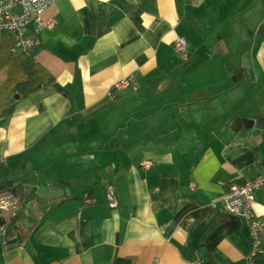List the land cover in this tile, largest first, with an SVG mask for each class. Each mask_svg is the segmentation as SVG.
<instances>
[{
  "label": "crops",
  "instance_id": "0c3cea01",
  "mask_svg": "<svg viewBox=\"0 0 264 264\" xmlns=\"http://www.w3.org/2000/svg\"><path fill=\"white\" fill-rule=\"evenodd\" d=\"M45 18L26 53L0 36L1 60L31 59L48 83L0 113V185L35 196L0 264H248L250 226L224 198L264 175V0H59ZM48 186L68 191L41 212ZM253 212L264 264V189Z\"/></svg>",
  "mask_w": 264,
  "mask_h": 264
},
{
  "label": "built area",
  "instance_id": "2783aa9c",
  "mask_svg": "<svg viewBox=\"0 0 264 264\" xmlns=\"http://www.w3.org/2000/svg\"><path fill=\"white\" fill-rule=\"evenodd\" d=\"M59 0H0V36H11L10 53L22 54L28 52L36 46V35L41 30L52 31L57 25V19L47 20L46 12L55 6ZM36 24V30H30V26ZM32 31L33 36L27 33ZM27 34V35H26ZM179 59L183 63L190 61V51L188 42L185 39H180L175 43ZM135 85L133 79L127 78L121 80L113 87L112 97H115L117 92ZM150 162H145L144 167L149 168ZM264 189V175H261L253 180H249L242 185L231 184L228 187V194L225 202L227 210L230 212L244 211L243 217L249 224L251 235L254 242L253 252L247 258L248 264H253L250 261L252 256H257L262 251V232L263 224L256 218L253 213V204L255 203V194L257 191ZM3 192H0V195ZM107 200L112 208H117L118 200L116 198V189L110 185L107 188ZM90 202V200H87ZM237 207L239 211H235ZM6 230L0 227V241L6 243Z\"/></svg>",
  "mask_w": 264,
  "mask_h": 264
},
{
  "label": "rangeland",
  "instance_id": "374dc122",
  "mask_svg": "<svg viewBox=\"0 0 264 264\" xmlns=\"http://www.w3.org/2000/svg\"><path fill=\"white\" fill-rule=\"evenodd\" d=\"M249 28L247 27H239L238 31L239 34H241L244 30H247ZM239 34H234L233 37L237 36ZM217 41L218 37L215 38ZM240 37L237 38V42H233L229 44L232 46V48L236 49L238 52V55L243 51L242 50V44L240 42ZM249 47V46H248ZM248 47L246 49H248ZM10 50V49H9ZM243 56H241L242 58ZM4 60H1L0 58V113L8 108L10 105V102L12 104L13 101H15V93H14V87L16 85L15 80L16 79H21L22 77V71L23 67L20 65L23 60L13 58L8 59L7 57H4ZM21 60V61H20ZM7 61V62H6ZM217 63H219L218 60H216ZM220 64V63H219ZM229 65H232L229 63ZM24 70V69H23ZM25 78V76H23ZM211 111V109L209 110ZM17 182V181H16ZM229 187V186H228ZM228 192H226L225 198H224V209L232 214H235L237 216H242L244 211L241 212H230L227 210L226 206V196ZM21 196L14 195L13 191L10 190H5L3 193L0 195V219H6L9 221L11 218L16 216L19 213L24 212V208H22V201H21ZM235 211H239L237 207L233 208ZM254 213V212H253Z\"/></svg>",
  "mask_w": 264,
  "mask_h": 264
},
{
  "label": "trees",
  "instance_id": "16d2710c",
  "mask_svg": "<svg viewBox=\"0 0 264 264\" xmlns=\"http://www.w3.org/2000/svg\"><path fill=\"white\" fill-rule=\"evenodd\" d=\"M23 60L21 62V66L23 69L22 71V77L21 79H16V85L14 87V95L15 97V102L17 103L18 100L23 99L27 97L30 93L34 92L38 88L48 85L46 77L43 75V72H41L37 66L33 63L31 59H21ZM20 60V61H21ZM25 76V78H23ZM113 100H117L118 96L116 95L115 97H112ZM14 110V106L10 107L9 109L5 110L1 114L3 115H8L11 114ZM231 184H234L231 183ZM230 184V185H231ZM238 184V183H235ZM242 185V184H238ZM5 190H10L13 191V193L17 196H21V201L22 203V208L27 209L28 208V202L35 198L33 193L28 194L25 191V188L23 186V183H17L16 181H8L0 185V192L5 191ZM20 216L21 213L18 212L16 216L11 218L9 221L6 219H0V227L5 228L6 230V241L9 243V241L13 238H15L19 227L21 225L20 222Z\"/></svg>",
  "mask_w": 264,
  "mask_h": 264
},
{
  "label": "water",
  "instance_id": "95a60500",
  "mask_svg": "<svg viewBox=\"0 0 264 264\" xmlns=\"http://www.w3.org/2000/svg\"><path fill=\"white\" fill-rule=\"evenodd\" d=\"M244 64H247V68L249 67V65H250L249 55H245L242 58V67H245ZM66 190L67 189H55L52 186L40 187L38 189V192L44 197L45 200L40 202V204L38 206L39 211H41V212L44 211V208L47 204V201H52V200L64 197L66 194ZM30 211H31L30 212L31 213V215H30L31 220H38L39 219L38 212H37V210H35L34 206L30 207ZM27 226L31 227L30 224H28V223H27ZM15 241H18V243L15 244L16 246L23 243V239L20 235H18V238ZM29 247H30V244L29 243L26 244V248H29Z\"/></svg>",
  "mask_w": 264,
  "mask_h": 264
}]
</instances>
